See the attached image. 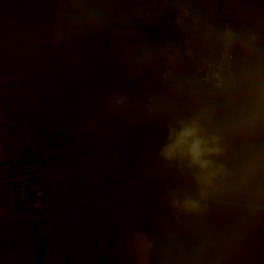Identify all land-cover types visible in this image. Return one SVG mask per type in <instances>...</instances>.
<instances>
[{
  "label": "crops",
  "instance_id": "crops-1",
  "mask_svg": "<svg viewBox=\"0 0 264 264\" xmlns=\"http://www.w3.org/2000/svg\"><path fill=\"white\" fill-rule=\"evenodd\" d=\"M157 5L0 0V178L38 164L46 202L38 235L0 185V264H264V0ZM223 47L235 86L199 85ZM193 116L226 172L184 213L170 192H195L192 174L159 152Z\"/></svg>",
  "mask_w": 264,
  "mask_h": 264
},
{
  "label": "clouds",
  "instance_id": "clouds-1",
  "mask_svg": "<svg viewBox=\"0 0 264 264\" xmlns=\"http://www.w3.org/2000/svg\"><path fill=\"white\" fill-rule=\"evenodd\" d=\"M231 30L225 37L234 38ZM221 138L209 133L201 117L193 116L181 119L168 126L166 142L160 148L159 155L167 161H179L192 174L195 192L172 189L170 205L178 212L200 213L210 191L216 187V181L225 174L226 168L217 157L223 153Z\"/></svg>",
  "mask_w": 264,
  "mask_h": 264
},
{
  "label": "built area",
  "instance_id": "built-area-1",
  "mask_svg": "<svg viewBox=\"0 0 264 264\" xmlns=\"http://www.w3.org/2000/svg\"><path fill=\"white\" fill-rule=\"evenodd\" d=\"M235 53L229 47H223L214 56L206 59L195 70L196 81L204 87L227 90L236 84V73L233 65ZM4 181L18 184L17 198L20 207L35 215L37 234L44 232L46 202L45 190L39 181L36 170L25 172L16 170L7 178H0V185Z\"/></svg>",
  "mask_w": 264,
  "mask_h": 264
},
{
  "label": "rangeland",
  "instance_id": "rangeland-1",
  "mask_svg": "<svg viewBox=\"0 0 264 264\" xmlns=\"http://www.w3.org/2000/svg\"><path fill=\"white\" fill-rule=\"evenodd\" d=\"M132 1H136V0H130V2H132ZM148 1H150L151 3H153V4H155L156 3V6L158 7V5L157 4H159V2L163 5L164 3H165V1H167V0H148ZM151 17L152 16H150L149 18H147V20H146V22H142V20H134V25L135 26H140V28H141V26L144 24V25H146V26H148L149 25V22H148V19H151Z\"/></svg>",
  "mask_w": 264,
  "mask_h": 264
},
{
  "label": "water",
  "instance_id": "water-1",
  "mask_svg": "<svg viewBox=\"0 0 264 264\" xmlns=\"http://www.w3.org/2000/svg\"><path fill=\"white\" fill-rule=\"evenodd\" d=\"M20 167L22 171L30 172V171L39 169L40 166H38V164H30L27 162H21Z\"/></svg>",
  "mask_w": 264,
  "mask_h": 264
}]
</instances>
